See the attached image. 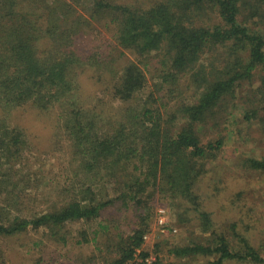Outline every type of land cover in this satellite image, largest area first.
<instances>
[{"label": "trees", "instance_id": "1", "mask_svg": "<svg viewBox=\"0 0 264 264\" xmlns=\"http://www.w3.org/2000/svg\"><path fill=\"white\" fill-rule=\"evenodd\" d=\"M148 1L144 6L139 0H0V108L59 110L58 127L78 160L52 186L57 196L48 212H33L42 180L31 172L32 147L23 131L0 120V240L41 229L63 243L65 226L93 222L121 203L140 212L139 223L128 237L106 244L110 256L103 262L125 264L139 250L135 264H146L152 256L144 250L146 220L159 195L173 211L170 227L193 222L206 235L202 243L187 237L168 255L264 264V234L246 237L264 223V217L256 219L264 207L257 192L262 185L250 189L254 201L242 205L246 193H227V185L219 187L226 180L217 177L226 168L219 164L225 140L235 134L244 141L250 128L257 133L250 140L264 139V0ZM93 24L108 37L82 57L76 40L87 37ZM117 62L125 65L116 68ZM89 66L110 88L117 111L105 112L102 104L99 112L87 99L76 102L77 71ZM244 85L247 98L238 100L237 89ZM219 125L227 126L223 136L215 134ZM259 151L240 154L238 165L232 163L242 177L264 175V147ZM230 174L232 169L224 175ZM201 195L225 198L221 209H230L237 221L222 218L223 225L214 227ZM160 249L156 244L150 264H162ZM6 262L0 249V264Z\"/></svg>", "mask_w": 264, "mask_h": 264}, {"label": "rangeland", "instance_id": "2", "mask_svg": "<svg viewBox=\"0 0 264 264\" xmlns=\"http://www.w3.org/2000/svg\"><path fill=\"white\" fill-rule=\"evenodd\" d=\"M139 1L144 6L149 3L148 0ZM94 28L100 32L98 36H96V31H93ZM102 37L107 38L108 35L98 24H93L87 37L84 35L76 40L78 43H76L75 50L80 56L87 57L94 52L96 46L98 48L100 47L98 42ZM109 40L111 41L110 38ZM126 58L131 60L128 56H126ZM122 61L126 63L125 60L122 59ZM123 62H117L115 67L117 68L125 65ZM85 65L87 64L85 63ZM92 68L93 67L89 66L84 68L82 72L77 71L79 73L76 77L78 86L77 96L79 99H77L76 102L79 103L87 99L90 104L95 103L96 106L99 105V107L105 104L100 107L105 109V112L110 110L117 111L118 104L115 100L112 101L111 96L108 95L110 93V88L106 87L102 78L100 81L97 80V74L92 71L94 70ZM145 73L148 74L146 71ZM248 91L249 89L246 88L245 85L239 87L237 89L238 100L246 99ZM88 106L89 105H86L85 107ZM98 111L100 112L101 110L98 108ZM57 114H59V110L40 111L30 105L21 106L9 111H4L0 108V120H3L10 127H17L23 131L26 141L32 147V151L30 150V152L34 157L32 156L28 159L32 170L31 172L37 174V178L42 180V185H40L38 189H35L38 201L34 205L33 212H37L38 214H45L48 212L46 208L56 201L55 196H57L56 193L53 192L52 186H58V182L65 180L78 162L72 154L71 141L63 133L65 130L62 127H58L61 125L58 123ZM231 114H233V116L241 115L233 110ZM226 129V125H219L216 127L215 134L219 132V135L223 136L225 135ZM233 132L235 133V129H233ZM247 133L248 137L244 138V141L240 139L237 140L235 134L232 139L225 140L219 164H223L226 168H223V172L219 171L220 176H217L220 180H226L224 183H219V187L223 188L227 185V193H233L235 195L240 189L246 193L243 194L242 201H240L242 205L244 201H249L250 204L254 201L253 192L250 193V189H259L256 187L259 184L262 185L264 189V175L259 177L250 176L249 178L242 177V173L239 171L238 167L235 165L232 166V163L238 165L237 162L241 158L240 154H248L253 150L260 152L259 148L264 147V139L261 140L260 143H255L249 139L250 135L257 134L254 132L253 128H250L246 134ZM225 162L227 164H225ZM229 165V170L232 169V174L226 176L224 174L229 171L227 170ZM238 178H240L241 181L237 180ZM85 183L88 184L89 182ZM97 188L100 189L99 186H97ZM32 190L33 188H30L25 191V193L33 192ZM257 192L259 193L258 196L264 199V190H257ZM111 194L109 190L108 195ZM201 197L204 207L210 212L213 220H215L214 227L218 228L223 225L222 221L224 220L222 218L233 217L232 221H237L236 219H238V217L235 214L231 213L228 215L230 209L226 208L227 211L221 209V205L225 198L221 199V197H216L204 200V196L201 195ZM155 198L158 201L156 203L154 202V206L151 205L152 213L146 220V225L149 230L146 234L147 241L146 244L144 243V250L151 253L155 258L153 249L156 244L160 245L162 264H213L215 258L212 257L206 258L200 256L197 258L180 260L167 254V250L171 247L186 244L187 237L194 241L197 240L198 243H202L206 235H202L201 231L195 227L193 222L183 229L170 227L171 224L173 225L175 223L174 219H172L174 214L170 209V203L168 201H163L159 195ZM110 199H112V197ZM240 203L238 206H241ZM139 213L133 205L127 208L121 203L115 204L105 209L100 217L93 222L86 223L82 221L70 223L65 226L60 233L65 239L63 243H56L50 240L46 232L40 229L37 233L29 231V233H24L10 239L0 240V249L2 253L6 255L7 262L5 264H105L103 258H107L106 255H109L107 253L106 244L110 246L114 245L116 244L115 241L119 240L118 236L126 238L131 235L132 230L136 228L139 223L137 218ZM224 214L227 215L225 216ZM221 215L225 217H221ZM262 217H264V207L261 209V213L257 214L256 219L260 220ZM102 227H106L107 230L103 231ZM256 232L264 234V223L256 226L253 231L246 232V237L252 238V234V236L256 238ZM82 233H84V237L87 238L88 243L83 242ZM59 236L60 235H58V237ZM253 246L256 248L258 247L256 242H254ZM222 264L249 263L227 261Z\"/></svg>", "mask_w": 264, "mask_h": 264}, {"label": "built area", "instance_id": "3", "mask_svg": "<svg viewBox=\"0 0 264 264\" xmlns=\"http://www.w3.org/2000/svg\"><path fill=\"white\" fill-rule=\"evenodd\" d=\"M160 221H162V220H160ZM160 223H161V222H160ZM146 239H147V237H146V235H145V236L143 237V240H144V241H147ZM135 252H136V255L134 256V259H133L132 261L126 262L125 264H135V263H137V262H140V259L138 258V256L140 255V251H139V250H136ZM153 261H154V258H153L152 256H150L149 259H146V260H145V263H146V264H150V263L153 262Z\"/></svg>", "mask_w": 264, "mask_h": 264}]
</instances>
